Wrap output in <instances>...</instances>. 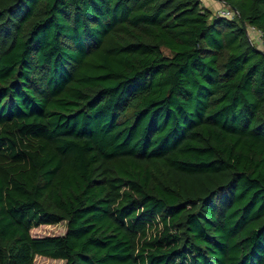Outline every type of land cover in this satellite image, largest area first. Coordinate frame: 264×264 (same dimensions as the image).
<instances>
[{"label": "trees", "instance_id": "16d2710c", "mask_svg": "<svg viewBox=\"0 0 264 264\" xmlns=\"http://www.w3.org/2000/svg\"><path fill=\"white\" fill-rule=\"evenodd\" d=\"M219 2L0 0V264H264V0Z\"/></svg>", "mask_w": 264, "mask_h": 264}, {"label": "rangeland", "instance_id": "374dc122", "mask_svg": "<svg viewBox=\"0 0 264 264\" xmlns=\"http://www.w3.org/2000/svg\"><path fill=\"white\" fill-rule=\"evenodd\" d=\"M202 4L206 7L211 8V10L217 15L218 11H220L222 8V4L219 2V0H201ZM247 33L249 37L254 41L255 45L257 47H262L263 45V38L259 31H257L254 28L248 27ZM163 51L167 54L169 53L168 50L163 49ZM65 232V223L60 222L55 226H39L34 229H32V235H44V234H63ZM36 264H63V261L61 260H50L48 258L43 257H36L35 258Z\"/></svg>", "mask_w": 264, "mask_h": 264}, {"label": "built area", "instance_id": "2783aa9c", "mask_svg": "<svg viewBox=\"0 0 264 264\" xmlns=\"http://www.w3.org/2000/svg\"><path fill=\"white\" fill-rule=\"evenodd\" d=\"M232 11L229 10L227 7H224L223 9H221L220 11H218V15H224V16H230L232 15Z\"/></svg>", "mask_w": 264, "mask_h": 264}]
</instances>
